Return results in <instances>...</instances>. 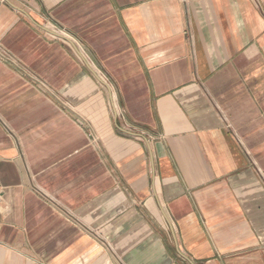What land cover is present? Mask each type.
<instances>
[{
  "label": "crops",
  "instance_id": "0c3cea01",
  "mask_svg": "<svg viewBox=\"0 0 264 264\" xmlns=\"http://www.w3.org/2000/svg\"><path fill=\"white\" fill-rule=\"evenodd\" d=\"M0 264H264V0H0Z\"/></svg>",
  "mask_w": 264,
  "mask_h": 264
},
{
  "label": "built area",
  "instance_id": "2783aa9c",
  "mask_svg": "<svg viewBox=\"0 0 264 264\" xmlns=\"http://www.w3.org/2000/svg\"><path fill=\"white\" fill-rule=\"evenodd\" d=\"M0 194H1V188H0Z\"/></svg>",
  "mask_w": 264,
  "mask_h": 264
}]
</instances>
